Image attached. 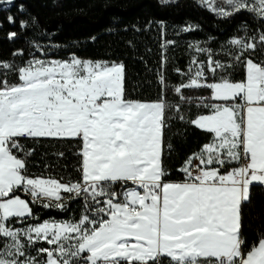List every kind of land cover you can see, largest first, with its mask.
<instances>
[{
  "label": "snow or ice",
  "instance_id": "obj_1",
  "mask_svg": "<svg viewBox=\"0 0 264 264\" xmlns=\"http://www.w3.org/2000/svg\"><path fill=\"white\" fill-rule=\"evenodd\" d=\"M195 2L240 18L233 34L125 27L159 32L152 66L125 42L146 73L132 83L125 59L62 51L0 0V33L18 26L0 35V264H264V0Z\"/></svg>",
  "mask_w": 264,
  "mask_h": 264
},
{
  "label": "trees",
  "instance_id": "obj_2",
  "mask_svg": "<svg viewBox=\"0 0 264 264\" xmlns=\"http://www.w3.org/2000/svg\"><path fill=\"white\" fill-rule=\"evenodd\" d=\"M32 16L38 18L39 31L50 36L51 43L68 46L62 51H76L83 57L94 59L122 58L128 65L130 82L136 83L140 77L146 75L144 65L139 60L129 58V49L126 41L132 39L138 43L143 52L146 48H152L153 53L146 57L149 66L158 60L156 55L159 45V32L153 27L150 32L143 34L134 33L131 28L127 32L123 29L136 24L144 27L149 19L164 20L168 25V38L178 39L181 46L190 41L203 40L208 36H215L221 42L233 34L234 28L240 22V18L232 24L221 23L208 11L197 6L195 0H179V7H161L157 0H21ZM13 15L20 16L16 8H12ZM8 14L7 11L0 12V20ZM185 22L199 24L202 30L184 34L182 37L174 36L177 26ZM18 30L12 28L5 22L3 33ZM96 40L92 41L91 37ZM42 43L47 40L41 38ZM75 45V47H72ZM20 46L19 43L16 45ZM10 45L4 42L2 46L3 55L7 56ZM176 55L186 56L180 48ZM183 63V60H181ZM173 79H175L173 77ZM155 89H149L144 93V98H154ZM203 137L195 130L190 131L185 151L197 147ZM68 159L75 163L69 154ZM176 167L178 162H169ZM178 178V177H174Z\"/></svg>",
  "mask_w": 264,
  "mask_h": 264
}]
</instances>
